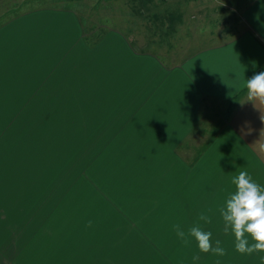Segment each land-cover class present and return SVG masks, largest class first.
Here are the masks:
<instances>
[{
    "label": "crops",
    "instance_id": "0c3cea01",
    "mask_svg": "<svg viewBox=\"0 0 264 264\" xmlns=\"http://www.w3.org/2000/svg\"><path fill=\"white\" fill-rule=\"evenodd\" d=\"M8 1L0 0V264H260V254L234 250L219 207L210 202L217 187L201 181L200 191L178 153L202 108L229 101L209 152L253 160L252 172L264 185V101L249 102L244 87L245 79L264 71V0H236L237 29L173 63L142 50L137 35L134 45L122 30H102L88 45L78 14L63 0L28 4L6 18ZM221 1L231 0H144L138 16L192 19L200 13L207 19L205 9ZM77 109L89 121L86 133L128 137L126 143L151 157L162 153L163 178L150 179L149 171L146 179L148 191L150 184L160 187L152 194H160L162 210L154 211L159 218L151 227H138L136 212L96 191L98 178L81 176L68 183L78 191L62 192L37 177L4 175L6 151L24 149L26 136L56 134L57 121L73 120ZM11 136H18L16 148ZM101 142L97 151L111 149L110 140ZM202 212L213 220L200 226L212 232L213 246L220 242L223 257L201 253L190 237L176 235L177 226L187 234Z\"/></svg>",
    "mask_w": 264,
    "mask_h": 264
},
{
    "label": "rangeland",
    "instance_id": "374dc122",
    "mask_svg": "<svg viewBox=\"0 0 264 264\" xmlns=\"http://www.w3.org/2000/svg\"><path fill=\"white\" fill-rule=\"evenodd\" d=\"M24 1L9 0L7 6L3 5L4 10L8 7L3 15L8 12L6 18H9L26 10L28 4L42 5L53 2V0ZM159 1L164 5L169 0H153V3L156 5ZM61 3L78 14L83 29L82 34L88 45L96 41L102 30H122L131 40L136 39V35L141 37L137 38L136 43L142 47V50L158 54L166 63H173L182 56L208 46L211 42L221 41L232 33V28L238 27L236 13L239 8L236 6L238 4L236 0L228 3L216 2L215 8L209 6L205 9L207 19H201L200 13L193 14L192 19L190 15L187 19H139L138 14L143 10L144 0H63ZM241 3L246 5L248 0H243ZM201 11L204 12L203 9ZM86 16L91 19H83ZM235 16L237 19H234ZM133 42L135 45V41ZM144 42L145 44L142 45ZM230 104L229 101H210L206 104L202 108L199 124L192 135L187 136L178 153L179 158L191 166L190 171L194 179L199 181L200 191L204 189L201 181H208V184L213 182L217 187L214 192L217 198L210 202L218 207L234 190L232 179L240 171H247L257 183L262 179L258 173L252 172L257 169L253 160H245L240 155L233 159L232 154L226 156L219 152H209L208 141L216 130L215 125L225 120ZM74 113L77 115L72 117L73 120L57 121V123L62 122V126L56 128V134L26 136L23 142L24 149L19 144L17 152L6 151L4 175L34 176L40 181H46L45 186H53L57 190L60 188L62 192L78 191L80 187H71L68 183L79 181L81 176H88V179L98 178L99 185L96 191L107 195L111 201L115 199V203L118 202L121 207L136 212L138 227H151L153 224L151 222L159 218H154V211L162 210L159 208L160 194H152L154 191L158 192L160 187L154 189L149 183L148 191L146 179L149 171L150 179L163 178L162 153L151 157V153L140 149V145L126 143L128 137L119 135L99 137L96 132L86 133L89 121L80 119V110L77 109ZM91 128L95 130L96 126ZM83 132L86 134H82ZM17 139L18 136H11V143L15 148ZM100 140H110L111 149L97 151L102 145ZM29 141L31 145H28ZM260 184L262 185L261 182ZM164 211L173 212L175 209L166 208Z\"/></svg>",
    "mask_w": 264,
    "mask_h": 264
},
{
    "label": "clouds",
    "instance_id": "9594fccd",
    "mask_svg": "<svg viewBox=\"0 0 264 264\" xmlns=\"http://www.w3.org/2000/svg\"><path fill=\"white\" fill-rule=\"evenodd\" d=\"M244 87L249 102L264 101V71L245 79ZM232 184L234 190L217 209L224 231L232 236L237 253H264V185L253 180L247 171H240L232 179ZM212 220V216L202 212L198 222L188 229L187 234L177 226L176 235L179 239H184L186 235L190 237L201 253L223 257L225 249L219 241L213 246L212 232L205 231L199 223L202 221L204 224H211ZM260 264H264V255H260Z\"/></svg>",
    "mask_w": 264,
    "mask_h": 264
},
{
    "label": "trees",
    "instance_id": "16d2710c",
    "mask_svg": "<svg viewBox=\"0 0 264 264\" xmlns=\"http://www.w3.org/2000/svg\"><path fill=\"white\" fill-rule=\"evenodd\" d=\"M31 144H32L31 141H29L28 145H31ZM31 177H34V176H31Z\"/></svg>",
    "mask_w": 264,
    "mask_h": 264
}]
</instances>
